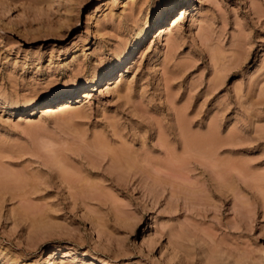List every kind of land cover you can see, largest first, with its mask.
<instances>
[{
	"label": "rangeland",
	"instance_id": "rangeland-1",
	"mask_svg": "<svg viewBox=\"0 0 264 264\" xmlns=\"http://www.w3.org/2000/svg\"><path fill=\"white\" fill-rule=\"evenodd\" d=\"M158 2L0 0V264H264V0H182L95 76Z\"/></svg>",
	"mask_w": 264,
	"mask_h": 264
},
{
	"label": "bare ground",
	"instance_id": "bare-ground-1",
	"mask_svg": "<svg viewBox=\"0 0 264 264\" xmlns=\"http://www.w3.org/2000/svg\"><path fill=\"white\" fill-rule=\"evenodd\" d=\"M182 0H159V2L155 5V7L153 8V10L148 11L144 18H143V26H141V28L139 29V31L136 32L135 34V40L134 42H126L125 43V48L124 51L122 53L116 54L114 55L113 58L108 59L105 63H103L100 68L95 71V76L100 77V76H107L109 75L115 68V65L117 63H119L128 53L129 49L140 39H142L149 31L150 26H151V20L152 18L156 19L162 16V13L167 9V7L172 6L174 4L179 3ZM95 18V17H94ZM174 25V22H173ZM163 29V28H161ZM166 29H164V32ZM170 31H172V28L167 29ZM163 31V30H162ZM133 41V40H132ZM101 70V71H99ZM88 82V79L85 78L83 83ZM59 91H63V92H69V93H73L74 91H76L75 88L73 87H68V86H57V85H50L44 89H42L41 91H39L38 93H36L33 97L30 98V100L28 101L27 105H23L21 107L25 108V107H32L34 104H36V102L41 98V97H50L54 92H59ZM70 253L67 252L66 256L69 255ZM36 264H43V258L41 257V255H39L37 257L36 260ZM166 264V263H165Z\"/></svg>",
	"mask_w": 264,
	"mask_h": 264
}]
</instances>
